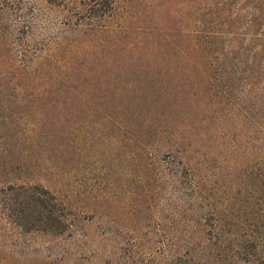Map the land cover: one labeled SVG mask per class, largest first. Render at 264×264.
<instances>
[{
    "label": "trees",
    "instance_id": "1",
    "mask_svg": "<svg viewBox=\"0 0 264 264\" xmlns=\"http://www.w3.org/2000/svg\"><path fill=\"white\" fill-rule=\"evenodd\" d=\"M48 2L79 17L67 23L78 30L111 17L117 7V0H82L71 11L67 0ZM14 3L0 0V218L27 233L63 236L73 230L75 214L65 199L42 183L12 178L28 163L27 154L37 147L42 130L55 137L68 135L60 126L78 106L91 105L98 94L107 108L139 129V181L145 189L153 179L145 169L156 154L152 169L158 184L169 179L175 191L188 188L193 196L177 193L207 211L199 215L196 227L204 222L223 231L229 216L233 225L247 227L248 238L239 242L231 260L218 258L212 245L198 242L196 248L194 242L163 264H264V0H249L248 14L228 11L229 2L223 0L217 11L197 21L196 29L167 33L160 27L140 34L120 50L121 64L107 60L108 70L87 67L82 75L49 79L35 74L41 66L34 68L14 58L26 49L12 39L10 29L15 33L30 28L15 18L22 16L19 6L11 7ZM57 107L59 114L54 111ZM228 119L233 122L223 125ZM218 138L228 148L224 157H219L218 146H211V140ZM241 148L247 164L242 174L249 175L246 226L229 211L234 196L215 192L222 176L239 170L237 149ZM132 261L155 263L142 257Z\"/></svg>",
    "mask_w": 264,
    "mask_h": 264
},
{
    "label": "rangeland",
    "instance_id": "2",
    "mask_svg": "<svg viewBox=\"0 0 264 264\" xmlns=\"http://www.w3.org/2000/svg\"><path fill=\"white\" fill-rule=\"evenodd\" d=\"M7 1L16 2L11 7L17 10L19 6L22 17L15 18L30 26L15 33L10 29L12 39L18 40L21 49H26V53L14 58L34 68L41 66L42 71L35 74L47 79L82 75L87 67L97 72L102 68L108 70L112 59L123 62L120 50L140 34L160 27L167 33L196 29L197 21L205 13L217 11L223 2L117 0L111 17L78 30L67 23L79 17L72 16L61 4L48 0ZM81 1L67 0L70 10L81 6ZM228 2V11L249 13V0ZM98 96L91 105L78 106L60 126L61 130L65 126L68 135L59 133L55 137L42 130L37 147L27 154L28 163L12 178L42 183L65 199L75 214L73 230L63 236L37 231L27 233L0 218V264H133L132 259L139 257L163 264L165 258L194 242L196 248L198 242L205 247L212 245L216 256L220 255L218 258L231 260L238 252L239 242L244 243L248 238L244 234L247 227L242 228L239 223L233 225L231 216L226 219L228 225L223 231L204 222L200 228L196 227L199 215L207 211L196 201L190 205L184 200V193L192 194L188 188L175 191L169 179H162L158 184L152 169L156 154L151 155L153 160L145 169L153 178L145 189L139 181L142 174L140 138L136 134L139 129L133 123L128 125L126 116L107 108ZM57 110L58 107L55 113ZM46 122L53 124L50 120ZM232 122L228 119L222 124L228 126ZM48 126H45L47 130ZM231 133L237 135V139L241 137L238 131ZM129 135L131 137L127 138ZM211 143L214 149L218 146L219 157L227 155L228 148L222 144V139H212ZM237 153L239 170L222 176L215 192L217 196H234L235 203L229 211L239 215L246 226L249 223V175L242 174L247 167L244 150L237 149ZM229 184L234 186L233 190L229 189ZM231 233L236 235L231 236Z\"/></svg>",
    "mask_w": 264,
    "mask_h": 264
}]
</instances>
